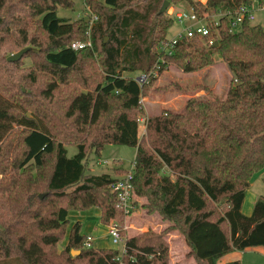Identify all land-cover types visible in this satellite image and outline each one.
Masks as SVG:
<instances>
[{"label":"trees","instance_id":"obj_1","mask_svg":"<svg viewBox=\"0 0 264 264\" xmlns=\"http://www.w3.org/2000/svg\"><path fill=\"white\" fill-rule=\"evenodd\" d=\"M14 1L0 0V45L10 40L16 51L32 47L24 56L39 53L16 81L0 66V262L169 264L166 232L125 239L121 255L86 248L82 224L70 228L71 212L97 208L102 224L115 221L125 236L127 216L112 185L127 172L88 168L108 145L137 149L135 195L146 199L148 213L175 225L197 264L264 248V197L251 216L242 211L253 175L264 171V29L245 22L231 32V20L222 18L208 37L183 40L170 56L161 51L174 22L160 13L165 2L188 3L203 18L256 0H84L98 21L90 31L93 49L82 50L72 44L87 40L89 20L57 14L59 7L73 9L75 0H24L35 27L9 16ZM17 25L25 28L12 30ZM217 55L233 76L226 97L207 89L211 98L189 100L183 113L149 117L140 138L141 98L148 91L136 78L153 83L170 66L199 72L214 66ZM21 63L6 65L18 71ZM69 146L77 149L73 157Z\"/></svg>","mask_w":264,"mask_h":264},{"label":"rangeland","instance_id":"obj_2","mask_svg":"<svg viewBox=\"0 0 264 264\" xmlns=\"http://www.w3.org/2000/svg\"><path fill=\"white\" fill-rule=\"evenodd\" d=\"M24 0H15L14 4L9 8V16H14L18 19V16L28 18L31 27L36 26L37 18L33 13L26 7ZM103 1V0H101ZM205 4V0H195ZM264 4V0L257 1L254 3V17L255 19L251 22V25H258L264 29V8L261 6ZM84 9V0H75L73 9H64L59 7L57 14L59 18L67 19L74 22L79 18V14ZM190 6L188 3H180L178 5H170L167 7L165 13L169 15L173 21L178 11H189ZM35 21V22H34ZM13 27V26H12ZM20 28L19 25L14 26L12 30ZM241 28H237L236 32L240 31ZM181 26L174 21L172 28L168 31L167 38L172 39L179 31ZM1 34V33H0ZM87 40L83 43L91 41L90 32H87ZM2 36V35H0ZM5 38L16 35H4ZM85 39V38H84ZM109 40L105 39V43ZM92 42V41H91ZM32 49V47H27ZM26 49V48H24ZM21 49L16 51L12 41L5 40L0 45V66L8 71L16 81V75L21 74L20 70L30 69L33 66V60L38 58V50L34 51L33 56H24L20 67H17L18 71H14L13 66L6 65L9 57L24 50ZM88 49H93L92 46ZM99 52L101 49L99 47ZM97 52L94 55V59L97 62L94 65V69L99 67L101 55ZM25 55V54H24ZM215 65L212 67L204 68L203 70L195 73H185L182 70L170 66L162 74L154 76L155 82L151 83L150 80L146 83L147 94L141 98L143 107V115L140 117L143 122H140L139 134L140 138L146 134V122L149 117L157 116L164 111L183 113L185 106L189 100L194 99H208L211 95H207L206 91L209 89L214 95L224 99L228 93L229 88L233 84V76L227 68L226 64L222 61L219 55L215 58ZM155 74V73H154ZM129 76H132L130 74ZM32 88L29 92H32ZM23 92L27 90L24 88ZM69 157H73L77 154L75 147H68ZM137 149L134 147L121 146V145H108L105 147L100 156L94 155L93 164L89 163V172L94 174L108 173L115 175V169H122L126 172L132 169L135 162ZM136 196V195H135ZM253 197H264V171L257 172L253 175L251 181V187L248 190V199ZM147 201L145 198L135 197V211L133 215L127 217L124 224V239L139 236L147 232H153L155 234H161L166 232L165 239L169 246V264H182L189 261H193V264H197L193 257H189L190 248L188 247L182 233L174 229L175 225L167 220H164L158 213H148L145 209ZM69 220L71 225L77 221L82 224V235L86 237H92L95 239V248H112L124 251L125 244L120 243L114 245L109 235L108 226L102 224L100 220L99 209L93 208L86 212H71L69 214ZM67 246V238L60 244L59 251H62ZM61 253V252H59ZM76 255H73V257ZM10 261L0 262V264H10ZM80 264V263H79ZM192 264V263H190ZM243 264H264V256L260 253H247L244 256Z\"/></svg>","mask_w":264,"mask_h":264},{"label":"built area","instance_id":"obj_3","mask_svg":"<svg viewBox=\"0 0 264 264\" xmlns=\"http://www.w3.org/2000/svg\"><path fill=\"white\" fill-rule=\"evenodd\" d=\"M258 0H256L257 2ZM264 8V4H261ZM254 7V6H253ZM249 6H242L237 11H226L220 12L214 16H205L200 18L193 10L189 11H178L175 15V20L180 26L181 30L172 38L167 39V41L163 42L161 45L162 53L170 56L173 54L175 47L187 39L201 38L204 39L208 37L211 33L212 26H218L219 20L222 18H228L231 20V32H236L237 28H241L245 22L251 23L254 17V8ZM85 17L90 22L91 31L92 26L98 21V16L93 13L91 6L84 1V9L79 14V18ZM217 42L210 41L209 45L213 46ZM92 46V42L88 41L86 43L83 42H75L72 44L73 50H82ZM157 73L155 74V76ZM139 78V79H138ZM136 78V81L140 85H144L149 82V77L147 76H139ZM143 122V120H139V123ZM135 175V162L132 166V169L128 171L124 177L119 179L116 183L112 185V191L117 196V207L121 209L127 217L133 215L136 205H135V191L133 186V179ZM109 227V235L111 236L112 243L114 245H119L120 243L125 244V239L122 237L120 228L118 223L112 221ZM94 246V241L92 237H87L85 241V247L91 248ZM121 252V251H120ZM126 253V249L121 252V255ZM120 260V259H118ZM124 264V263H120Z\"/></svg>","mask_w":264,"mask_h":264},{"label":"crops","instance_id":"obj_4","mask_svg":"<svg viewBox=\"0 0 264 264\" xmlns=\"http://www.w3.org/2000/svg\"><path fill=\"white\" fill-rule=\"evenodd\" d=\"M205 1H207V0H205ZM257 201H258V197H253V198H249L248 199V191H247L246 198H245V201H244V204H243V208H242V211H243L244 215L251 216L253 214V211H254V208H255V205H256ZM99 212H100V210H99ZM100 215H101V212H100ZM77 222H79V221H77ZM77 222L73 223L70 226V228L73 227V225L76 224ZM107 228L109 229V227H107ZM93 241L95 243V239L94 238H93ZM103 249H106V248H103ZM108 249H112V248H108ZM247 253H260L261 255L264 256V248L263 247L249 248V249H246L244 252L234 251L232 253H229V254L225 255L223 258H221L219 260L218 263L219 264H228V263H231V262L239 261L241 264H243L244 256ZM190 263L193 264L194 262L191 260V261H189L187 263L183 262L182 264H190Z\"/></svg>","mask_w":264,"mask_h":264},{"label":"water","instance_id":"obj_5","mask_svg":"<svg viewBox=\"0 0 264 264\" xmlns=\"http://www.w3.org/2000/svg\"><path fill=\"white\" fill-rule=\"evenodd\" d=\"M169 2H165L160 13L161 14H164L165 11L167 10V7L169 6ZM218 46V43L214 44L213 47H217ZM30 50V48H26L22 51H20L19 53L15 54V55H12L11 57L8 58V62H18L22 59V57L24 56V54H26L28 51ZM139 79V78H138ZM138 81V80H137ZM73 255H76V254H79V252H72Z\"/></svg>","mask_w":264,"mask_h":264}]
</instances>
